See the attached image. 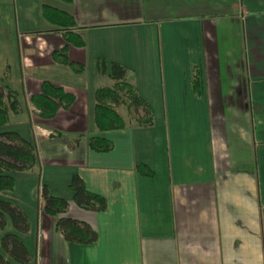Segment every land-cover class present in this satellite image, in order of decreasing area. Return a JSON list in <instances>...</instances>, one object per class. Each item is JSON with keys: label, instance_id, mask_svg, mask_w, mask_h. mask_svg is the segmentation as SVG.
Wrapping results in <instances>:
<instances>
[{"label": "crops", "instance_id": "crops-1", "mask_svg": "<svg viewBox=\"0 0 264 264\" xmlns=\"http://www.w3.org/2000/svg\"><path fill=\"white\" fill-rule=\"evenodd\" d=\"M62 2L56 7L74 16L84 45L68 44L43 17L45 28L17 36L18 74V57L12 64L0 57V77L22 101L9 125L29 120L28 129L13 130L38 150L36 167L18 178L38 170L43 176L30 190L34 197L38 191L33 217L26 193L12 197L28 213L35 241L32 257L21 234L31 255L26 264H264V0ZM65 44L83 72L52 57ZM101 61L128 68V81L153 109L151 124L121 106L125 127L100 132L95 91L115 82ZM44 80L76 96L50 120L30 101ZM100 134L112 140L110 150L90 149L88 137ZM140 164L153 174L141 173ZM74 174L105 196V210L74 202ZM60 181L65 192H58ZM44 184L69 200L65 213L44 211ZM61 216L88 223L96 242L66 240L56 229Z\"/></svg>", "mask_w": 264, "mask_h": 264}, {"label": "trees", "instance_id": "trees-1", "mask_svg": "<svg viewBox=\"0 0 264 264\" xmlns=\"http://www.w3.org/2000/svg\"><path fill=\"white\" fill-rule=\"evenodd\" d=\"M72 2L73 0H62ZM42 16L63 32L68 44L76 46L84 45L81 36L74 32L76 21L74 16L66 10L60 9L48 3L42 5ZM68 44L54 50V60L70 65L78 72L85 70V65L73 63L68 58ZM103 72L114 79L112 86L99 87L95 91L94 120L101 133L122 129L126 121L118 111L121 106H126L129 114L141 125L151 124L153 121V109L142 98L137 88L128 81V68L118 62H112L109 67L105 61H101ZM200 77L196 75L194 87L199 86ZM76 96L65 90L61 85L50 80H44L41 90L30 96V101L35 108V114L44 119H53L58 111L68 109L75 102ZM22 101L17 90L7 82L5 75L0 77V126L9 125L11 115L20 112ZM144 110V115L140 110ZM90 149L108 151L113 142L104 134L88 137ZM38 150L35 142L26 138L19 131L13 129L0 130V191L14 190L16 187L15 173L32 170L38 164ZM141 173L152 175V170L146 164H140ZM69 188L73 193L74 202L85 209L103 211L107 207V200L102 194L90 191L79 174H74ZM43 209L53 216L63 214L69 207V200L62 196L50 193L47 185L42 187ZM10 218L17 232H7L3 235L2 245L4 252L0 251V264H26L31 255L21 236L30 230V219L26 210L19 204L0 199V229L5 228ZM56 229L66 240L80 244H91L98 239L97 232L86 222L68 216L58 217Z\"/></svg>", "mask_w": 264, "mask_h": 264}, {"label": "rangeland", "instance_id": "rangeland-1", "mask_svg": "<svg viewBox=\"0 0 264 264\" xmlns=\"http://www.w3.org/2000/svg\"><path fill=\"white\" fill-rule=\"evenodd\" d=\"M54 1V2H53ZM50 3L54 4L56 6V3L63 5V2L60 0H0V57H8V61L10 64L13 63L12 57L16 56L18 57L17 60H15V65L20 66L19 63V47H18V41L17 36L20 32H33L34 30H39L42 28H45L47 26V21L43 18L41 15V6L42 3ZM56 2V3H55ZM10 43V47H6L4 43ZM8 51V54L6 52ZM13 54V55H12ZM6 60V61H7ZM15 70L13 74H18L19 69L13 68ZM158 109L160 103H154ZM157 117V116H156ZM156 122L160 121V119L155 118ZM27 123V126H30V121H25ZM19 123V121L17 122ZM13 125H6V126H0L1 129H14L17 128L19 125H15L13 122L11 123ZM22 129H28L26 124H21ZM20 125V126H21ZM25 126V127H23ZM28 173V172H25ZM24 175V173L17 172L15 173L16 182H17V188L16 190L18 192L12 191V190H3L0 191V199H5L9 201H13L12 197L21 195L26 193L27 197L29 198L26 202V208L29 212V214L33 217L34 214L33 211H37L38 208V191L36 190L35 197L33 194L30 193V190L32 189V186L34 183L42 184L43 176L40 170L36 172L35 174H26V176H22L18 178V175ZM48 174V172H47ZM61 180V178H59ZM64 183L63 181H60V190L58 192H65L64 186H62ZM37 185V186H38ZM20 191V193H19ZM23 194V195H24ZM7 232H17L12 220L8 218L5 228L0 229V251L4 252V248L2 245V238L3 235ZM29 236L28 233L23 234L24 239L29 243V247L31 251L33 252L35 256V241L32 242L31 236ZM34 237V236H33ZM32 242V245L30 243ZM29 264H35L34 261H32Z\"/></svg>", "mask_w": 264, "mask_h": 264}]
</instances>
